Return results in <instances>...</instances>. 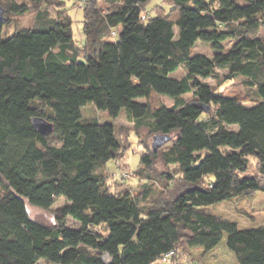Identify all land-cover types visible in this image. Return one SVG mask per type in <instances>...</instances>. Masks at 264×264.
I'll use <instances>...</instances> for the list:
<instances>
[{"label": "trees", "instance_id": "obj_1", "mask_svg": "<svg viewBox=\"0 0 264 264\" xmlns=\"http://www.w3.org/2000/svg\"><path fill=\"white\" fill-rule=\"evenodd\" d=\"M151 2L77 3L78 44L64 1L0 0V264H161L170 251L176 264L223 235L238 264H264V224L241 229L209 211L264 193V0ZM28 14V25L14 18ZM178 69L185 74L172 78ZM221 72L248 91L216 92L205 79ZM87 104L111 120L125 109L138 137H172L167 150L140 139L135 185L118 176L129 167L117 127L82 117ZM33 117L52 132L39 134ZM158 158L177 167L158 175L159 190ZM59 197L52 223L30 216L29 206L48 210Z\"/></svg>", "mask_w": 264, "mask_h": 264}, {"label": "rangeland", "instance_id": "obj_2", "mask_svg": "<svg viewBox=\"0 0 264 264\" xmlns=\"http://www.w3.org/2000/svg\"><path fill=\"white\" fill-rule=\"evenodd\" d=\"M65 3V9L69 12L73 23L72 30L74 39L81 44L84 40L83 32H82V9L77 7L76 0H62ZM160 0H152L150 6L159 4ZM237 4L243 5V0H237ZM16 17L17 23L19 25H28L31 21V15H23V16H14ZM14 27L11 25L7 29L4 28V34L2 37L9 36ZM259 34L264 36V28L259 30ZM226 46V44L224 43ZM194 52L200 54H206L209 58H211L212 51L209 45L196 42L194 44ZM185 74V71L182 69H178L177 71L170 74L172 78H181ZM221 73L218 74L216 78H208L205 79V82L211 85L216 92L221 93L222 95L234 96L238 94H245L248 91L247 86L244 84L243 78H236L231 81H220L219 77H221ZM221 79V78H220ZM138 101H143V99H138ZM164 102L168 105L171 104V100L169 98L164 97ZM82 117L91 118L97 117L100 121L110 122L117 127L119 131V137L122 142V145L126 148V165L129 167L128 171H122L121 175L124 173L127 175L124 184L126 185H135L136 180L130 178L131 171L135 170L139 166L140 155L143 151V144L145 143L146 147H150L152 142L151 135L147 134L145 130H141L139 132V137L134 132L133 124L127 120L126 118V110L122 109L120 114L115 120L109 119L105 113H100L96 110L92 104H87L82 108ZM140 139L142 143H140ZM171 146V142L164 144L159 150H167ZM106 167L109 172L116 173V167L112 161H108L106 163ZM152 169V180H155L156 184L154 188L157 190L163 187V180H158V175L163 173H170L172 175L176 172V166L170 165L169 167H165L161 162L160 158H158L153 164ZM252 169H249V172L252 173ZM131 170V171H130ZM254 172V171H253ZM122 178V176H121ZM128 179V180H127ZM64 199L59 197L56 199L54 204L48 210H42L35 207H28V211L30 216L44 223H52L54 220V211L57 207L61 206L64 203ZM209 211L221 219H225L228 221L236 222L239 228L248 229L257 227L259 225L264 224V193H256L251 197L244 198H235L231 201H223L212 206H209ZM69 227H77L78 222L75 220L68 218ZM189 256L187 258H179L176 261V264H238L234 255L227 249L226 247V236L223 235L222 240L218 243V245L209 252L204 253L201 248H189L188 249ZM183 262V263H182ZM36 264H46L43 260H38ZM161 264H168V262H161Z\"/></svg>", "mask_w": 264, "mask_h": 264}, {"label": "water", "instance_id": "obj_3", "mask_svg": "<svg viewBox=\"0 0 264 264\" xmlns=\"http://www.w3.org/2000/svg\"><path fill=\"white\" fill-rule=\"evenodd\" d=\"M2 20H3V9L0 6V21ZM193 105L202 109L204 112H207L209 110L208 106H204V105L197 104V103H194ZM31 122H32L34 129L41 135H48L53 130L52 123L46 121L45 119L41 117H33ZM171 139L172 137L169 135H154L152 139L151 147L153 150H156L157 148L161 147L165 143H168Z\"/></svg>", "mask_w": 264, "mask_h": 264}, {"label": "built area", "instance_id": "obj_4", "mask_svg": "<svg viewBox=\"0 0 264 264\" xmlns=\"http://www.w3.org/2000/svg\"><path fill=\"white\" fill-rule=\"evenodd\" d=\"M86 0H76V2L78 3V4H82V3H84ZM130 175H131V173H130ZM118 176L119 177H121L122 176V178L123 177H127V175H125L124 173L121 175V174H118ZM174 254V251H170V252H168V253H165L164 255H162V257H161V260L163 261V262H168L169 261V259H170V257L172 256Z\"/></svg>", "mask_w": 264, "mask_h": 264}]
</instances>
